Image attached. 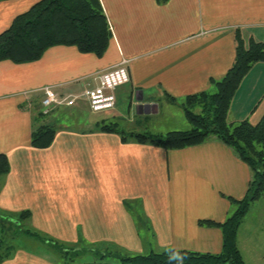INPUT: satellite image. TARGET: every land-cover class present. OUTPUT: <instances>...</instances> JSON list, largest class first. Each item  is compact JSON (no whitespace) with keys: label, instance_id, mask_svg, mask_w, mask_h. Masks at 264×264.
I'll return each mask as SVG.
<instances>
[{"label":"crops","instance_id":"1","mask_svg":"<svg viewBox=\"0 0 264 264\" xmlns=\"http://www.w3.org/2000/svg\"><path fill=\"white\" fill-rule=\"evenodd\" d=\"M39 1L0 0V34ZM101 3L112 30L102 57L74 45H55L36 61H0V152L11 162L10 172L0 175V216L13 213L14 219L36 203L51 213L40 219V229L74 244L59 250L46 235L32 246L8 248L0 264L119 260L116 253L131 256L129 247L143 243L145 235L152 238L146 240L154 245L151 252L219 253L221 228L200 221H225L236 208L229 197H244L253 178L249 164L215 135L171 149L139 142L131 133L155 138L189 129L183 103L188 95L213 90V79L227 73L236 56V33L247 43L264 41V0ZM123 61L130 81L114 90L115 108L93 112L83 93L98 84V73ZM47 85L62 96L79 97L73 105H54L43 114ZM263 115L264 61H259L234 94L229 122L257 123ZM42 124L57 130L47 148L31 144L33 130ZM107 124L117 131L104 130ZM137 195L146 197L140 205L120 202L121 196ZM60 196H66V205L57 210L53 204ZM237 239L246 261L264 264V195L245 215ZM109 244L123 248L112 250Z\"/></svg>","mask_w":264,"mask_h":264},{"label":"trees","instance_id":"2","mask_svg":"<svg viewBox=\"0 0 264 264\" xmlns=\"http://www.w3.org/2000/svg\"><path fill=\"white\" fill-rule=\"evenodd\" d=\"M159 1L163 3L167 0ZM111 38V26L101 0H40L29 10L17 15L11 26L0 34V61H36L55 45H74L81 52L102 57ZM236 40L233 65L222 78L213 79L216 90L188 95L183 103L191 128L171 130L155 138L143 132L131 133L139 142L150 141L171 149L200 144L215 135L233 147L240 158L249 164L253 178L246 194L242 198L229 197L236 205L232 214L223 222L209 219L200 221L201 224L221 228L222 251L211 253L170 248L162 252L131 256L116 253L119 262L102 259L79 264H245L237 235L253 202L264 195V115L257 123L248 119L230 123L229 112L242 79L256 62L264 61V41L250 38L247 43L240 32L236 33ZM198 108L200 111H196ZM42 113L46 114L44 111ZM103 129L117 131L115 124H107ZM56 134L54 125L42 124L33 130L31 144L37 148H47L53 144ZM123 138L126 139V136ZM10 170L8 155L0 152V175ZM55 245L59 250L63 249L61 245Z\"/></svg>","mask_w":264,"mask_h":264},{"label":"rangeland","instance_id":"3","mask_svg":"<svg viewBox=\"0 0 264 264\" xmlns=\"http://www.w3.org/2000/svg\"><path fill=\"white\" fill-rule=\"evenodd\" d=\"M216 89L214 87V90H212V92H214ZM196 111H200L199 108L196 109ZM43 119H46L43 118ZM43 119H41V121H43ZM185 123H187L188 125H186L187 127L191 126L190 122H188L187 118H184ZM35 123H37V120H35ZM120 127L125 128V122L124 120H120ZM128 126L126 125V128ZM192 127V126H191ZM190 127V128H191ZM165 134V133H162ZM75 154V153H72ZM67 171H70V169H67ZM79 170L76 169L75 173H78ZM93 179V178H92ZM124 182V181H122ZM93 184H96V181L93 180ZM98 188V187H96ZM145 195H137V197H125V196H121L120 197V202L122 203H126V205L128 204H142V202L145 200ZM16 199V198H15ZM90 201L92 199H89ZM92 204H97L99 203L98 201L94 200L91 201ZM66 205V196H60L59 200H57L54 204L53 207L56 208L57 210ZM91 205V204H90ZM252 207V206H251ZM250 207V208H251ZM253 209V208H252ZM250 210V209H249ZM10 214L13 213H9V216L7 217H3L1 218L0 216V220L4 223L0 224V236H3V243H0V254H3L4 252L7 251L8 248H10L11 250L13 248H17L20 247L22 245H27V246H32V244H34L36 242L37 239H39V237L41 238H45L44 236L47 235V237H51L54 238L56 243L59 245L62 244H67V245H74L72 243H69V241L64 240L63 238H61V236L58 235H54V234H49L45 232V229L39 227V223H41V220L47 215V214H51V213H47L44 212L43 210H40V205L36 204V203H31L28 207L24 208L22 211H20L19 214H16L17 216H15L16 218H12ZM1 215V213H0ZM2 219H7V222H5V220ZM41 219V220H40ZM10 224V226H8L7 224ZM144 223H143V226ZM142 231L147 230V228H141ZM152 238H150L148 235H145L144 237H142V242L140 244L137 245H131L129 247V249H132V251H129L130 254L132 255L133 253H137V252H141V253H149L151 252V247L154 245H149L146 240L150 241ZM84 246V245H83ZM87 245H85L86 247ZM96 247H99V245H94ZM109 249H121L123 247L119 246V245H107ZM239 246V245H238ZM90 248V247H88ZM156 250L161 251L162 249H159V247H156ZM240 249V248H239ZM103 252L108 251L106 248L102 250ZM241 251V250H240ZM242 253V252H241ZM90 255V254H88ZM91 255H101L98 252H93ZM243 255V254H242ZM245 258L247 255H244ZM243 256V258H244ZM94 259V258H91ZM90 260V259H89ZM106 260L108 261H115V262H119L118 259H114L113 257L109 259L106 258ZM245 264H259L256 263L257 261H252L250 263V261H246V259H244Z\"/></svg>","mask_w":264,"mask_h":264},{"label":"built area","instance_id":"4","mask_svg":"<svg viewBox=\"0 0 264 264\" xmlns=\"http://www.w3.org/2000/svg\"><path fill=\"white\" fill-rule=\"evenodd\" d=\"M96 78L98 84L87 89L83 93L89 101L90 109L93 112H103L114 109L116 106L114 90L130 81V74L126 61L101 71L97 74ZM43 90L45 95L42 99V105L45 113L49 112L54 105H73L79 97V95L62 96L50 85L45 86Z\"/></svg>","mask_w":264,"mask_h":264}]
</instances>
